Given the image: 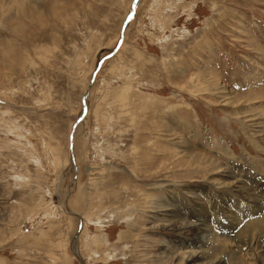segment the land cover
<instances>
[{
	"label": "rangeland",
	"instance_id": "obj_1",
	"mask_svg": "<svg viewBox=\"0 0 264 264\" xmlns=\"http://www.w3.org/2000/svg\"><path fill=\"white\" fill-rule=\"evenodd\" d=\"M17 6L0 0V264H171L157 260L185 231L153 219L144 195L189 203L226 168L250 193L264 188V145L249 123L264 118V0ZM214 204L218 263L264 264V222L238 233ZM192 205L167 208L185 219Z\"/></svg>",
	"mask_w": 264,
	"mask_h": 264
},
{
	"label": "bare ground",
	"instance_id": "obj_2",
	"mask_svg": "<svg viewBox=\"0 0 264 264\" xmlns=\"http://www.w3.org/2000/svg\"><path fill=\"white\" fill-rule=\"evenodd\" d=\"M19 2V6L17 7H23V4L25 2V0H18ZM219 81V80H218ZM217 82V81H216ZM215 84V83H214ZM212 85V84H211ZM218 85V84H216ZM219 87V86H218ZM221 89V88H220ZM215 91V90H214ZM220 95H223L224 98L222 97V106H225V105H230L232 104L231 102V98H229L228 96V93H225L224 91H220L219 92ZM255 99V98H254ZM250 114L252 113H249L248 115L251 116ZM255 115V114H254ZM253 115V117H254ZM244 117V120H249V117L248 116H243ZM257 117V115H256ZM260 120V119H259ZM258 120V121H259ZM258 121H256L255 118L249 120V123L250 122H253L252 126L255 128V132L256 134L258 135V138L260 137V139L262 140V146L264 145V127H260L261 125L264 124V118H262L260 121H262L261 123H259ZM246 122V121H245ZM257 122L259 123V125H257ZM167 127V126H166ZM169 128V127H168ZM163 129H166V128H163ZM171 130H174L173 128ZM159 131V130H158ZM168 131V130H167ZM161 133V132H160ZM164 133V132H163ZM157 134V133H156ZM172 134V133H171ZM170 136V135H168ZM155 137V136H154ZM158 137V136H157ZM173 137V136H172ZM171 137V138H172ZM179 138V136H178ZM179 141H181L179 139ZM177 143V142H176ZM184 144V143H183ZM154 146V145H153ZM185 146V145H184ZM188 148V147H187ZM141 149V148H140ZM169 149V148H168ZM182 150H183V147H182ZM187 150V149H186ZM171 152V151H170ZM181 152V151H180ZM147 154V153H146ZM192 155V153H190ZM177 155V154H176ZM182 156V155H181ZM184 156V155H183ZM187 158V157H186ZM189 159V158H188ZM204 160V159H203ZM211 160V159H210ZM145 161V160H144ZM191 161V160H190ZM194 161V160H193ZM201 161H202V157L201 155H197L196 157V165H197V171H196V175L200 176L205 174V171H203V169H201ZM205 161V160H204ZM203 161V162H204ZM212 161V160H211ZM144 163V162H143ZM147 163V162H146ZM208 163V162H207ZM234 163V162H233ZM212 164V163H211ZM216 165V163H214ZM189 165V164H187ZM191 165V163H190ZM195 165V164H194ZM209 165V164H208ZM236 165V164H235ZM145 166V165H144ZM192 166V165H191ZM204 166V165H203ZM232 167H234V164H231ZM212 167V166H211ZM144 168V167H143ZM191 168V167H190ZM77 169V173H79V166L76 168ZM146 169V167H145ZM164 169V168H162ZM206 169V168H205ZM204 169V170H205ZM247 169V168H246ZM236 170V169H235ZM142 171V170H141ZM212 171V170H211ZM243 171H245L244 168H239V172L240 173H243ZM253 171V170H251ZM143 172V171H142ZM144 173V172H143ZM155 173V172H154ZM160 174V175H159ZM162 172H158L156 174H154V176H148L150 177L151 179H158L159 177L162 176ZM245 174H247V172H245ZM142 175V174H141ZM146 175V174H145ZM149 175V174H147ZM155 175H158V176H155ZM135 176V175H134ZM215 176H218L215 178ZM248 176V175H247ZM252 176H255V175H252ZM251 176V177H252ZM79 177V176H78ZM147 177V178H148ZM214 177V178H213ZM246 177V176H245ZM259 177V176H257ZM248 178V177H247ZM246 178V179H247ZM250 178V177H249ZM256 178V177H255ZM78 179V178H77ZM209 179H212L210 180L211 182H209V185L208 186H202V184H200L202 187H200V189L198 190V192H191V193H188L186 194L187 195V198L186 200L190 201L189 203L188 202H185L183 203V201L181 202L179 200V198H176L174 199L176 196H173L171 201L169 203H166L165 200L163 199H159L157 200V202L155 203H152L149 199L147 195H144L145 196V203H149V206L150 208H153V212H152V215H153V219H156V218H170L174 223H175V227L177 226V224H179L181 227L180 228H175L177 229V231H185L183 232L184 236H179V237H176L174 238L169 245H165L162 249V252L161 255L159 256V260L157 261H160V262H164L165 259H171L173 260L171 264L173 263H176V264H219L218 262L220 261V259L218 260V258L215 259V255L218 254L217 253V249L216 246L214 245L215 242L217 243V241H215L216 237L214 235H212L215 231V226H210L209 224L211 223V217H207V214H206V210H211L213 211L215 214H217V209H219V207H217V205L214 204V202H218L219 201H222L224 202V206L226 207V209L224 210L226 213L224 214H227V218L226 219H231V223H230V227H232V230H236L238 231V233H240L239 229L242 228L243 230L244 229H247V230H254L256 229V223L258 222H264V205L262 204V201H263V198H264V188H261L260 190H257L256 192H251L252 189H250L248 187V185L246 184V182L244 181V179H242V175L241 176H238V175H235L233 174L232 172H230L229 168H226L225 170L221 171V172H217V173H213L211 174V178ZM253 179V178H252ZM259 179V178H258ZM146 180V179H145ZM197 181V180H196ZM256 181L254 180L253 183H255ZM152 183V182H151ZM159 184L162 183L164 184V181H160L158 182ZM155 184V183H154ZM166 184V183H165ZM192 184V183H191ZM193 184H196V183H193ZM264 184V183H263ZM147 185V184H146ZM157 185V184H155ZM167 186V184H166ZM171 186V185H170ZM195 186V185H194ZM193 186V188H194ZM248 188H247V187ZM262 186V185H261ZM162 187V186H161ZM255 187V186H253ZM174 188V187H173ZM192 188V187H191ZM216 188V189H215ZM217 188H220V189H227L228 191L231 190V193L233 194L232 196L234 197H237L239 199H241L244 203H247L248 205V208L247 209H237V205L236 204H232V201L229 199L230 197L232 196H223L222 195V192L221 194L220 193H217V195H219V198L218 200L216 198H214L215 196L213 195L217 190ZM156 189V188H155ZM250 189V191L248 190ZM153 190V189H152ZM158 190V189H157ZM161 189L159 188V191ZM226 190V191H227ZM155 191V190H154ZM163 191V190H162ZM75 192V191H74ZM217 192V191H216ZM149 193V192H148ZM151 193V192H150ZM158 193V192H157ZM170 193V192H169ZM213 193V194H212ZM224 193V192H223ZM164 194V193H163ZM228 194V193H226ZM229 195V194H228ZM143 196V195H142ZM171 197V196H170ZM178 197V196H177ZM186 197V196H185ZM71 199V198H70ZM170 199V198H169ZM232 199V198H231ZM167 200V199H166ZM233 200V199H232ZM240 201V200H239ZM70 203V202H69ZM172 203V204H170ZM264 203V202H263ZM177 204L178 206H180L182 208V210L184 212L187 211V209L189 208L188 207V204H193L192 207L194 208V215L192 214H188L187 215V218L189 219H194L196 220V224L194 223H189L187 218H183L181 216V213L180 211L177 209V210H169L167 207H173V206H176L177 208ZM223 206V205H222ZM214 207L216 208V210H214ZM206 208V210H205ZM168 209V210H167ZM220 210V209H219ZM210 211V212H211ZM221 211V210H220ZM144 212V211H143ZM255 212L256 213H259V215H261L260 217L258 216H254L255 215ZM145 213V212H144ZM248 213H251L252 216V219L246 221V217L248 215ZM77 214V213H76ZM147 214V213H146ZM221 214V213H220ZM233 215V216H232ZM173 216V217H172ZM70 218V216H69ZM152 219V220H153ZM168 220V219H167ZM171 220L167 223H170ZM215 218H213V223L215 222L214 221ZM161 221V220H160ZM225 221V220H224ZM227 221V220H226ZM250 221H255L254 223L253 222H250ZM165 222V221H164ZM247 222H250L249 224H247ZM134 223V222H133ZM226 223V222H225ZM246 223V224H245ZM136 224V223H135ZM227 224V223H226ZM229 225V223L227 224ZM252 226V227H250ZM263 226V225H262ZM179 227V226H178ZM218 227V226H216ZM220 227V226H219ZM129 228V227H128ZM134 228V227H133ZM132 228V229H133ZM242 230V231H243ZM130 231V230H129ZM263 231V230H262ZM246 233V232H245ZM122 234V233H121ZM182 234V235H183ZM248 234V233H247ZM251 234V233H250ZM179 235V234H178ZM181 235V234H180ZM193 236L194 239L192 240L191 242V245L189 246H185L184 245V242H187V241H190L188 238L186 237H189V236ZM255 236V235H254ZM192 237V238H193ZM215 237V238H214ZM259 238V237H258ZM239 239V238H238ZM255 239V238H254ZM252 240V239H251ZM257 240V239H256ZM258 241V240H257ZM257 241H254V243ZM124 242V241H123ZM249 242H250V239H249ZM169 243V242H168ZM245 243V242H244ZM254 243H251V244H248L246 243L245 245L246 246H251V245H254ZM163 244V243H162ZM261 244V243H259ZM164 245V244H163ZM219 245V244H218ZM257 246V245H256ZM258 247H261V246H258ZM257 247V248H258ZM222 248V247H221ZM220 248V249H221ZM251 248V247H250ZM184 249V250H183ZM224 249V248H223ZM260 250V249H259ZM220 252V250H218ZM225 251V250H224ZM227 254V253H226ZM159 255V253H158ZM219 255V254H218ZM220 255H221V252H220ZM78 257V256H77ZM220 257V256H219ZM225 257V256H223ZM224 259V258H223ZM226 259H224L225 261ZM228 260V259H227ZM226 260V261H227ZM223 261V263H224ZM262 261V260H261ZM250 262V261H249ZM166 264V263H165Z\"/></svg>",
	"mask_w": 264,
	"mask_h": 264
},
{
	"label": "water",
	"instance_id": "obj_3",
	"mask_svg": "<svg viewBox=\"0 0 264 264\" xmlns=\"http://www.w3.org/2000/svg\"><path fill=\"white\" fill-rule=\"evenodd\" d=\"M133 13H134V12H133ZM133 13H132V14H133ZM101 64H102V63H101ZM85 113H86V109H84V112H83V114L81 115V117H80V119L78 120V122H80V121L83 119ZM78 122H77V123H78ZM74 129H75V127H74ZM71 152H73V134H72V137H71Z\"/></svg>",
	"mask_w": 264,
	"mask_h": 264
}]
</instances>
